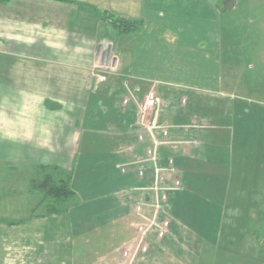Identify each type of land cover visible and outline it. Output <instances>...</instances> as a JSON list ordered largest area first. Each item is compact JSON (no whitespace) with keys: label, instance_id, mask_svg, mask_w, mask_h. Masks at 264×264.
Returning a JSON list of instances; mask_svg holds the SVG:
<instances>
[{"label":"crops","instance_id":"1","mask_svg":"<svg viewBox=\"0 0 264 264\" xmlns=\"http://www.w3.org/2000/svg\"><path fill=\"white\" fill-rule=\"evenodd\" d=\"M158 1L0 0V163L57 168L71 190V169L85 143L88 149L113 142L117 191L112 200L127 234L122 245L129 244L140 189L154 181L153 167L144 162L145 144L137 139V109L153 91L162 102L160 122L169 127L165 144L156 148L158 178L168 186L176 177L181 187L169 193L162 212L170 221L166 236L158 240L152 235L154 244H147L146 254L133 264L160 252L169 256L173 246L184 258H197L185 244L198 238L202 254L208 249L216 257L223 253L260 260L264 108L206 105L202 100L215 96L230 101L243 97L223 90L217 71L195 77L193 83L171 81L163 57L153 63L147 55L138 56L137 35L150 28ZM235 7L231 0L226 10ZM111 17L138 22L140 29L119 33L106 19ZM155 66L164 78L152 77L158 73ZM190 95L198 99L193 108L186 104ZM163 100L169 103L163 106ZM6 148L11 151L5 154ZM169 160L173 172L167 169ZM120 166L127 167L125 174ZM138 171H143L142 179Z\"/></svg>","mask_w":264,"mask_h":264},{"label":"rangeland","instance_id":"2","mask_svg":"<svg viewBox=\"0 0 264 264\" xmlns=\"http://www.w3.org/2000/svg\"><path fill=\"white\" fill-rule=\"evenodd\" d=\"M230 2L159 0L148 20L150 28L137 35V54L153 63L163 57L171 81L193 83L195 77L217 71L221 88L243 97L230 101L215 96L202 100L206 105L264 108V0H232L235 9L226 10ZM154 69V79L164 78ZM197 100L190 95L186 104L193 108ZM163 101V106L169 103ZM85 145L71 169L74 195L58 204L41 202L44 192L32 187L41 177L37 167L0 163V264H120L119 249L128 244L122 245L127 234L112 200L117 191L116 147L113 142L88 149ZM147 243L154 244V239ZM199 244V238L185 244L197 258H184L173 246L169 256L160 252L148 261L140 258L138 264H179L181 258L184 264H264L262 252L260 260L248 262L244 255L216 257L208 249L202 254Z\"/></svg>","mask_w":264,"mask_h":264},{"label":"built area","instance_id":"3","mask_svg":"<svg viewBox=\"0 0 264 264\" xmlns=\"http://www.w3.org/2000/svg\"><path fill=\"white\" fill-rule=\"evenodd\" d=\"M103 80V78H100ZM127 101H124L126 104ZM162 102L153 91H150L144 98L142 104L138 106V126L141 133L137 139L140 143H144V162L150 163L153 167V185L149 188L140 189L143 191L142 199L133 207L135 222L132 227L134 229V238L132 241L119 249L120 264H132L133 261L144 254L148 250L147 241L154 235L158 240L163 239L169 229L170 221L166 217H162L163 209L168 206L169 193L178 191L181 187L179 179L171 177L170 185H161L158 173L161 171L157 167L156 148L169 137V127L160 122V113ZM170 172H173L172 160L168 161ZM121 174L127 172L126 166L118 167ZM137 177H144L143 171L137 172ZM136 191V190H135Z\"/></svg>","mask_w":264,"mask_h":264},{"label":"trees","instance_id":"4","mask_svg":"<svg viewBox=\"0 0 264 264\" xmlns=\"http://www.w3.org/2000/svg\"><path fill=\"white\" fill-rule=\"evenodd\" d=\"M56 1L67 2L69 0ZM106 19H108V23L111 24L119 33H131L140 29V24L138 22L114 19L112 17ZM38 171L41 177L38 181L33 182L32 187L44 192L41 202L52 201V203L58 204L73 197L74 193L69 188V179L65 178L63 172H60L57 168L47 167H41ZM49 210L50 209H47V211ZM9 225L13 226L15 224L10 223Z\"/></svg>","mask_w":264,"mask_h":264}]
</instances>
